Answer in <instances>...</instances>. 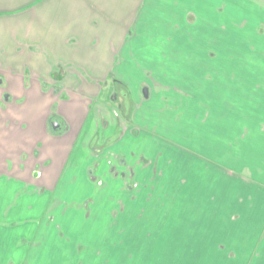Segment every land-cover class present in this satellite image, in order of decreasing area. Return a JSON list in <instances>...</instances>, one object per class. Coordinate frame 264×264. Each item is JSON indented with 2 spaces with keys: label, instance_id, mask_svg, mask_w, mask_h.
I'll return each mask as SVG.
<instances>
[{
  "label": "crops",
  "instance_id": "obj_1",
  "mask_svg": "<svg viewBox=\"0 0 264 264\" xmlns=\"http://www.w3.org/2000/svg\"><path fill=\"white\" fill-rule=\"evenodd\" d=\"M218 16L0 0V264H264V54Z\"/></svg>",
  "mask_w": 264,
  "mask_h": 264
},
{
  "label": "rangeland",
  "instance_id": "obj_2",
  "mask_svg": "<svg viewBox=\"0 0 264 264\" xmlns=\"http://www.w3.org/2000/svg\"><path fill=\"white\" fill-rule=\"evenodd\" d=\"M218 3V25L211 31V35L208 34L209 38L219 40L218 45L211 47L212 52L264 54V0H218ZM102 256L108 264H113L116 255L112 251ZM137 261L135 256V264Z\"/></svg>",
  "mask_w": 264,
  "mask_h": 264
},
{
  "label": "flooded vegetation",
  "instance_id": "obj_3",
  "mask_svg": "<svg viewBox=\"0 0 264 264\" xmlns=\"http://www.w3.org/2000/svg\"><path fill=\"white\" fill-rule=\"evenodd\" d=\"M55 123H59V122H57V121H55V122H53L52 123V125H53V127H54V124ZM60 123H59V126H58V128H60ZM55 128V127H54ZM113 155V153L110 151L109 152V157H111ZM109 157H108V160H109ZM111 163V162H110ZM112 165H111V169L113 170V171H116V169H118V167L119 166H121V167H125V165H126V163H125V161L122 159V158H120L119 160H116V161H114V162H112L111 163Z\"/></svg>",
  "mask_w": 264,
  "mask_h": 264
},
{
  "label": "water",
  "instance_id": "obj_4",
  "mask_svg": "<svg viewBox=\"0 0 264 264\" xmlns=\"http://www.w3.org/2000/svg\"><path fill=\"white\" fill-rule=\"evenodd\" d=\"M59 126V123H55L54 127L57 128Z\"/></svg>",
  "mask_w": 264,
  "mask_h": 264
}]
</instances>
